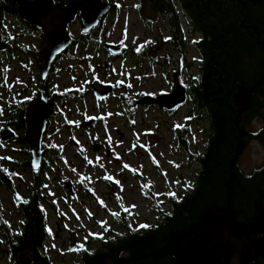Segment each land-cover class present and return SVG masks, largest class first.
<instances>
[{
    "label": "rangeland",
    "instance_id": "obj_1",
    "mask_svg": "<svg viewBox=\"0 0 264 264\" xmlns=\"http://www.w3.org/2000/svg\"><path fill=\"white\" fill-rule=\"evenodd\" d=\"M15 2L2 0V7L13 13ZM107 2L116 5L117 12L90 35L88 43L80 40L78 21L69 26L68 34L77 45L56 61L48 80L49 96L63 97L54 101L43 141L42 206L52 232L46 244L52 264H74L78 257L71 251L73 244L97 250L95 237L125 234L114 214L124 212L134 229L156 224L160 219L157 204L163 205L170 192L190 191L198 171L191 155L205 151L208 122L190 117L196 113L189 104L174 113L129 105L140 94L169 93L176 72L190 86L199 71L198 54L191 42L199 35L184 21L180 45L176 44L165 15L142 6L139 0ZM7 12L0 11V37L11 44L12 51L0 58V96L4 104L16 103L10 113L5 110L4 120L21 122L20 110H26L40 92L37 57L42 32ZM106 43L122 44L125 55L113 57L106 51ZM137 49L146 51V57L138 55ZM95 80L116 86V92L97 101L91 93ZM88 121L93 126L84 128ZM261 125L255 120L249 129L256 131ZM176 127L190 129L187 148L179 146ZM13 128L15 141L0 142V163L14 174L16 183L10 189L0 181V213L18 230L23 217L14 200L17 196L29 198L27 185L33 175L25 166L30 162L29 147L21 142L26 126ZM46 149H55L59 157L45 153ZM263 163L264 147L252 141L240 160L241 170L250 174ZM64 180L72 182L76 197L64 188ZM6 253L3 249L0 264H15Z\"/></svg>",
    "mask_w": 264,
    "mask_h": 264
},
{
    "label": "trees",
    "instance_id": "obj_2",
    "mask_svg": "<svg viewBox=\"0 0 264 264\" xmlns=\"http://www.w3.org/2000/svg\"><path fill=\"white\" fill-rule=\"evenodd\" d=\"M61 1L68 4L78 0ZM139 1L166 16L176 44L182 38L184 21L199 35L191 42L198 54L199 71L187 86V104L196 113L190 117L208 122L205 151L200 156L191 155L198 171L190 191L175 193L176 197L168 195L163 205L157 204L160 219L156 224L134 229L124 212L114 214L125 234L95 237L97 250H89L87 244H73L71 251L78 257L74 264H181L174 253L168 252L176 240L209 215L224 219L234 238L244 239L264 197V163L250 174L244 173L239 164L252 141L264 147V0L257 5L249 0ZM2 4L0 0L1 7ZM117 9L112 4L110 15L116 14ZM140 12L142 15L141 8ZM12 14L18 16L15 11ZM102 24L96 31L101 30ZM89 39V35L80 37L84 43ZM76 45L74 41L71 47ZM137 53L146 57L143 49ZM242 87L246 94L239 100L237 92ZM25 111L20 110L21 128H25ZM255 120L262 125L251 131L249 127ZM174 131L179 146L187 148L190 129L176 127ZM45 153L59 157L55 149H46ZM25 166L33 175L27 185L30 195L14 200L23 222L15 230L0 213V256L5 249L15 264L21 254L31 257L33 264H52L46 245L52 232L42 206L44 170L32 171L29 162ZM251 238L261 236L251 234ZM252 264H264V257Z\"/></svg>",
    "mask_w": 264,
    "mask_h": 264
},
{
    "label": "water",
    "instance_id": "obj_3",
    "mask_svg": "<svg viewBox=\"0 0 264 264\" xmlns=\"http://www.w3.org/2000/svg\"><path fill=\"white\" fill-rule=\"evenodd\" d=\"M257 5L263 0H249ZM18 15L21 21L42 32L41 52L37 60L40 68L41 87L39 95L27 107L24 114L26 133L24 141L29 147L30 167L34 172L41 170L44 162L43 141L48 127L50 100L46 91V82L57 59L73 44L68 34L71 24L78 21L81 34L90 35L98 29L102 22L110 16L112 6L103 0H78L63 4L61 0H47L46 4L39 0H16ZM106 51L119 58L124 53L122 44H105ZM8 51V45L1 41L0 54ZM174 80L169 93L160 96L146 95L139 100L130 102V106L158 107L164 112L174 113L186 106L189 94L187 87L181 82L179 73H174ZM116 92L112 85L97 80L91 85V93L99 102L108 99ZM246 88L237 92V99H242ZM89 124H84L86 128ZM16 134L10 130L1 133L0 142L14 140ZM94 149L97 151V146ZM0 181L13 189V180L0 167ZM65 188L73 196L76 192L71 181H64ZM251 234H259L260 239L251 238ZM174 253L181 264H252L264 257V197L261 199L260 210L255 220L248 225L246 237L235 239L231 226L219 216L205 217L189 233L176 240L168 250ZM17 264H33L31 257L21 254Z\"/></svg>",
    "mask_w": 264,
    "mask_h": 264
},
{
    "label": "flooded vegetation",
    "instance_id": "obj_4",
    "mask_svg": "<svg viewBox=\"0 0 264 264\" xmlns=\"http://www.w3.org/2000/svg\"><path fill=\"white\" fill-rule=\"evenodd\" d=\"M111 5V4H110ZM114 5V4H113ZM112 6V5H111ZM116 6V5H115ZM0 11L1 12H7V10L6 9H4V7H1L0 6ZM14 11L15 12H17L18 13V8H16V9H14ZM7 13H10V12H7ZM10 14H12V13H10ZM13 15V14H12ZM15 15V14H14ZM19 16V15H18ZM18 16H16V17H18ZM19 18V17H18ZM31 27V26H30ZM32 29L33 30H37V29H35V28H33L32 27ZM0 30H3L1 27H0ZM1 41H3V43H5V44H7L8 45V51H7V53H5V54H0V58L2 57H6V56H9V55H11V51H12V47H11V44L9 43V42H6L5 41V39L4 38H2L1 39ZM125 53H126V48H124V53H123V55L122 56H124L125 55ZM58 60V59H57ZM0 61H1V59H0ZM52 71V70H51ZM52 74H50V76H51ZM49 80V79H48ZM48 80H47V82H46V84H45V86H46V91H47V94H48V98H49V100H50V104H51V111H50V116L53 114V112H52V108H53V105H54V101H57V100H59V99H63V97L61 96V97H59V96H57V95H50L49 96V94H50V89H49V84H48ZM1 87L2 86H0V89H1ZM41 87V86H40ZM115 88H116V90H117V87L115 86ZM146 94H140L139 95V97H137L136 99H134V100H139V99H141V98H143L144 96H145ZM132 101V100H131ZM130 101V102H131ZM130 104V103H129ZM14 106H16V103L15 104H11L10 102H8L7 104H4V102H3V99L1 98V96H0V121H4L3 122V125H2V127L0 128V132L2 133L3 131H5V130H10V131H12V132H14L15 134H16V130L13 128V126H16L17 128H21V126H20V122L18 121V122H6L5 120H4V117H5V114H6V111L5 110H8L7 111V113H10L11 112V108L12 107H14ZM28 106H29V104H28ZM144 106H142V108H143ZM27 109V108H26ZM24 117V116H23ZM86 123H88L89 125L87 126V127H90V126H93V124L91 123V121H88V122H86ZM85 123V124H86ZM23 129V128H22ZM0 137H1V134H0ZM16 137H17V134H16ZM16 137H15V139H16ZM15 141V140H14ZM73 142V140L71 141V143ZM95 145V144H94ZM98 147V146H97ZM0 167H1V169L6 173V175L9 177V178H11L12 180H13V182H14V184L16 183V177H13L14 176V174L13 173H11L10 171H8V170H6V168H4L2 165H1V163H0ZM46 167V166H45ZM44 167V164H43V168L42 169H44L45 168ZM45 170V169H44ZM44 172V171H43ZM65 181V180H64ZM64 181H63V185H64ZM72 186H73V184H72ZM74 187V186H73ZM76 197V196H75ZM6 255H8V258H9V260H12L11 259V257H10V253L9 252H7L6 253ZM14 262V261H13ZM15 263V262H14Z\"/></svg>",
    "mask_w": 264,
    "mask_h": 264
},
{
    "label": "snow or ice",
    "instance_id": "obj_5",
    "mask_svg": "<svg viewBox=\"0 0 264 264\" xmlns=\"http://www.w3.org/2000/svg\"><path fill=\"white\" fill-rule=\"evenodd\" d=\"M169 39H170V38H169ZM137 50L139 51V49H137ZM109 139H110V138H109ZM124 167L127 168L128 165H124ZM134 171H135V170H134ZM109 179H112V178L109 177ZM188 187H191V184H190V183L188 184ZM168 195H171V196H173V197H176V194H175L174 192H170V193H168ZM126 211H127V209H126ZM140 227H141V228H148V227H150V226L147 225V224H144V225H140ZM93 235H96V234H93ZM99 238L103 239L102 236H100Z\"/></svg>",
    "mask_w": 264,
    "mask_h": 264
},
{
    "label": "bare ground",
    "instance_id": "obj_6",
    "mask_svg": "<svg viewBox=\"0 0 264 264\" xmlns=\"http://www.w3.org/2000/svg\"><path fill=\"white\" fill-rule=\"evenodd\" d=\"M178 73V72H177Z\"/></svg>",
    "mask_w": 264,
    "mask_h": 264
}]
</instances>
